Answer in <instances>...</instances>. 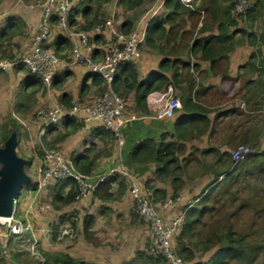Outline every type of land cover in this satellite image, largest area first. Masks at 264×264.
Returning <instances> with one entry per match:
<instances>
[{"label":"crops","instance_id":"0c3cea01","mask_svg":"<svg viewBox=\"0 0 264 264\" xmlns=\"http://www.w3.org/2000/svg\"><path fill=\"white\" fill-rule=\"evenodd\" d=\"M179 1L184 5L182 10L164 7L165 0H139L138 3L135 0H109L101 2L100 6L89 5L91 10L84 15L81 8L85 5H82L84 0H74V8L79 7L74 14V24L77 26L83 28L90 26L97 14L98 17L102 15L108 17L105 21L113 20L116 28L124 33L147 27L148 36L140 49L141 56L136 63L128 64L116 84L118 92L127 104L128 114L136 118L123 128L126 142L123 148L118 146L117 140H110V134L99 122L85 124L75 117L66 118L61 125L51 129L47 136L41 137L40 133L37 135L43 121L34 119L35 108L40 106L51 108L55 103H59L68 110L75 99L91 104L104 92L102 78L93 74L88 66L73 61L69 68H60L61 71L50 86L44 85L41 80H33L25 67L0 68V109L2 112L5 111L6 100L8 96L13 95L16 112L20 115L22 112L24 114L29 112L23 118L21 116L20 119L16 118L21 127L22 142L24 143L25 136L36 134L37 140H44L48 147H60L77 171L85 175L84 170L90 172L93 179L100 178L109 170L117 169L123 164L127 170L137 176L139 183L144 186L151 185L159 190V194L165 192L168 196L174 192L175 185H180L182 186V191H179L180 205H186L192 200L197 202L202 193L211 186L216 172L219 171L212 167L206 170L198 181L196 178L193 183L196 182L198 188L201 187L204 176H208L209 173L212 179L208 178V183L200 188V192H197V189L191 192L188 188L193 185H187L183 176L187 167L188 171H191L190 155L199 157L204 151L217 150L218 156H222L225 151L230 150L232 143L237 142L259 144V149L253 154L257 159L252 158L253 162L264 157V134L262 138L261 135H250L249 130L243 126L245 120L243 118L249 119L251 115L264 110L263 98L253 106L250 105L252 94L256 93L262 83L264 67L263 69L256 67L253 70L246 66L253 51H258L259 57L264 59V1L263 6L255 13L253 23L243 18L238 20V25L229 28L230 33H238L226 46L235 44V48L229 52L223 46H217L209 53L208 58L203 57V46L208 43L213 45L214 41L210 39L219 35L218 26L224 22L230 2L216 0L217 3L213 5L212 0H195L194 8H190ZM43 2L44 0H3V6L7 10L0 16V35L8 25L17 27V30L10 41L3 44L0 42V62L13 61L30 51L31 37L38 29ZM57 22L58 17L53 22L54 26ZM237 30L254 34L256 39ZM58 36L60 35L51 38L50 46L59 55L65 56L68 49L64 48L63 41L58 39ZM96 37L95 41L98 45L93 54L94 59L99 61L102 57L101 53L105 52L110 41H114V36L106 30ZM71 57H73L72 50L70 59ZM213 59L217 63L212 64ZM139 85L144 89L153 86L154 90L144 96V90L137 91ZM169 86L173 87L175 98L181 101L182 107L164 118H151L150 116L154 115L159 107L165 105ZM236 93L238 96H235ZM237 97L242 100H234ZM243 100L246 102V107L241 105ZM196 115L200 116V120H197L189 130L183 131V137H177L178 135L175 134L181 132L178 131L179 122H190L196 118ZM21 123L28 124L29 128H25ZM221 136L224 140L217 145L216 139H220ZM166 143L176 145L178 150L176 155L179 162L170 165L173 172L180 176L176 182L172 175H162L161 179L157 176V172L163 167V162L157 161V163L152 159L141 162L131 159L135 148L140 152L150 144L162 148ZM24 159L30 162L27 174L35 181L38 188L33 189L28 184L29 188H25L23 192L21 190L19 199H23V207L20 215L25 217L24 210L29 203L34 206L33 199H30L32 195L38 198L48 192L51 199L48 210L52 208L56 214L58 213V217L55 218L58 221L52 224L51 234L48 233L50 228L45 220L46 216H38L39 221L34 224L38 227L36 232L42 241L44 251L48 250L44 236L47 235V239L49 237L55 239L60 228L71 226L68 224L70 221L80 232L81 241L75 248L45 252L46 254L69 256L76 261H83L84 264H147L144 262L147 258L142 248L146 236L141 230L137 231V235L132 234L135 232L124 233L125 245L109 248L101 245L104 243L103 236L101 237V231L97 228L101 220L94 213V209L107 208L123 197L128 192V183L130 185L128 179H124L118 172L110 176L117 178L112 185L113 198L110 201L90 193L78 202L79 204L75 200L69 205L59 203L58 207H55L53 198L57 184L52 182L53 184L40 188L43 175L41 158L34 156ZM176 169L179 170L178 173ZM70 191L68 186L64 190V196ZM75 204L78 206L76 209L80 211L78 218H73L72 213L69 214ZM30 212L37 211L34 208L29 210ZM34 215L37 217L35 213ZM87 216H92L94 223L92 228L86 231ZM64 220L66 222L62 223ZM93 251L104 256L97 258L92 255ZM0 264H29V258L17 253L13 242L6 241L0 249Z\"/></svg>","mask_w":264,"mask_h":264},{"label":"built area","instance_id":"2783aa9c","mask_svg":"<svg viewBox=\"0 0 264 264\" xmlns=\"http://www.w3.org/2000/svg\"><path fill=\"white\" fill-rule=\"evenodd\" d=\"M181 1L187 7L194 8L195 0ZM73 3L74 0H44L38 29L31 37L30 51L13 61L0 62V68L6 69L23 65L28 72L40 78L44 85L50 86L61 71L60 68H69L72 61L88 66L93 74H97L104 81V93L91 104L75 99L70 110H66L59 103H55L49 109L40 110V119L43 121L40 135L41 137L47 136L51 129L61 125L65 117L69 116L75 117L85 124L99 122L107 132L115 136L118 146L123 148L125 145L123 128L136 118L128 114L127 104L114 89L113 83L121 66L138 61L137 59L141 56L140 49L146 41L147 27H142V30H133L125 35L116 28L113 20H106L88 30L76 31L69 24ZM254 6L255 0H237L232 10L233 17H246V14L253 10ZM54 17H58L57 27L72 42L73 57H71V62L59 57L49 46ZM106 30L112 33L114 41H110L105 52L101 53V60L96 61L93 53L98 44L94 39ZM241 105L245 107L244 102ZM181 107V101L175 98L174 89L169 86L165 105L159 107L157 112L150 117L164 118ZM250 153L251 147L248 145L237 147L232 153V167L241 163ZM41 165L43 175L40 180V188L47 187L52 182L71 181L76 201L94 193L100 184L117 172L128 179L140 218L152 228L154 240L148 250L150 257L155 260L165 259L170 264H182L173 250L172 237L179 232L185 220L187 208L167 222L168 225L164 223L163 217L158 211H170L177 206L179 199L166 197L165 200H157L154 190L141 186L123 164L117 169L109 170L104 176L93 179L91 176L77 171L71 160L61 150L46 149L41 158ZM222 178L223 176L220 179ZM28 214L29 211L26 217H19V199H15L11 215L0 216V249L4 246V243L1 244L2 241L13 242L19 247L17 252L29 258V264H50L42 248V241L37 236ZM74 237L73 227L64 226L60 228L59 237L57 236L56 240L60 242Z\"/></svg>","mask_w":264,"mask_h":264},{"label":"rangeland","instance_id":"374dc122","mask_svg":"<svg viewBox=\"0 0 264 264\" xmlns=\"http://www.w3.org/2000/svg\"><path fill=\"white\" fill-rule=\"evenodd\" d=\"M2 2L3 0H0V16H2L7 10V8L3 6ZM54 35L57 36L64 34L56 26L52 32L51 38H53ZM28 44L30 45V40ZM19 54L20 53H18V55ZM235 96H238V93H236ZM236 99L242 100L239 97L234 98V100ZM251 99H252V101L250 102L251 106L257 103V101L260 102L263 100L264 102V77L262 78V83L260 84V88L256 90V93L252 94ZM245 107H246V102H245ZM49 108L50 107L48 106L45 107L40 106L35 108V110L33 111L35 114L34 119L36 121L37 120L40 121V115L38 112L42 109H49ZM16 111L17 108H15L14 106L13 95L8 96L6 100L5 111L2 112V110L0 109V144H1V138L3 137L4 134L3 132H5V130H3L5 128L4 123L7 121V119L9 117L15 119L19 117L20 119V116L23 118L26 114L29 113L28 112L24 114V112H22V114L20 115ZM243 119H245L243 126H245L249 130L250 135L253 136L261 135V138L263 137L262 134H264V110L257 114L251 115V118L249 117V119L247 117ZM81 123L82 122L80 121V124ZM21 125L23 124L21 123ZM23 126L27 129L29 128L28 124H25ZM38 133L40 132L38 131L37 135ZM216 140H217L216 144L219 145L221 141L224 140V138L221 136L220 139H216ZM240 145L250 146L251 147L250 155L246 159H244L241 163H239L235 168L234 176H232L233 178L231 180V184L229 183L226 186V183H218L217 185L218 188H216L214 192L215 198L209 201L211 207L208 210V212L205 214L203 221L195 226L194 231L197 235L196 240H198L199 237H201L200 239H202L209 233L213 232L214 230L220 233L221 231H224V228L231 227L233 228L232 231L235 232V236L242 237L243 240L242 247L245 248L246 246L245 249L247 250V252L249 253L252 252L251 258L254 255L258 254L256 264H264V157L260 158V160L257 162L252 161V158L253 160L257 159V157H253L254 156L253 154L255 151L259 149V144H252V143L245 144V143L234 142L231 144L230 150L225 151V153H223L222 156L221 155L218 156L217 153L219 152L217 150L207 151V152L204 151L200 153L199 157L197 156L193 157L190 155L189 158L192 160V163L190 164L189 167H191V171H188L189 169L188 167L185 170L184 167L185 172H183V176L186 179L185 182L187 183V185L189 186L193 185V187L188 188L191 192L195 189H197V192H200L201 190L200 188L203 187L205 184H207L208 178L212 179V176L210 175V173L208 174V176H204L205 177L204 180L202 182L200 181L201 187L199 188H198V183L197 184L196 182L193 183L195 179L197 178L198 181V178L202 176L206 170L208 169L210 170L211 167L213 169L217 168L216 170L219 171L226 169V167L228 168L232 164V153ZM46 149L62 150L60 147H48L44 142V140L38 141L36 134L25 136L24 143L22 142V138H21L19 140V145L17 150H18V155L22 158H29L34 156L35 157L39 156L40 158H42L44 151ZM37 152L39 153V155ZM2 166L3 164L0 162V170L2 169ZM28 166L29 163L26 161L24 168L26 174L28 171ZM180 171L182 172V168L180 169ZM178 172L179 170L176 169V173ZM131 173L137 180L138 179L137 176H135L133 172ZM213 173L214 172H212V174ZM30 182H31L30 186L34 189L36 186L35 181L30 178ZM140 185L144 186V184L141 183ZM45 194L42 195V197H38V198L32 195L30 199H33L34 206H32V204L29 203L25 207L26 210H24V216L26 217L27 212L29 210H34L35 208L37 212H33V213L30 212L28 214V218H30L34 228L38 229V227L34 225L39 221L38 216L44 215L46 216L45 220L48 223V227L50 228L48 229V233L51 234L52 224L58 221L55 220V218L58 217V213L56 214L52 208L48 210V208H50L51 199L49 196V192L48 194L46 195ZM172 196L176 199H179L177 201V206L171 209L170 211L158 210L160 215L163 217L164 223L166 225H168L167 222H170L176 216V214L182 213L187 205L197 204L195 200H192V202L187 203L186 205L185 204L180 205L179 204V202L181 201L180 192L177 195H175L174 192H172V194L168 195L167 197L172 198ZM156 198L157 200L166 199V198H158L157 195ZM80 201H76V203ZM22 207H23V199L20 198L19 199L20 211ZM76 208H78V206H76L75 204L73 208L70 209L69 211L70 212L69 214L72 213L73 218H78V215L80 213V211ZM51 211H53L54 213H51ZM34 213L37 215V217H35ZM94 213L99 218V220H101L99 221L97 228H99L98 230L101 231V237L103 236L102 240L104 241V243L101 242L102 246H109V248H113L114 246H117L119 248L120 246H122L121 244L125 245L123 238L124 233L128 234V232H135L132 234L137 235V231L141 230V232L144 233V236H146L145 242L144 244H142V248H144L145 250L144 254L148 259V260L144 259L145 261L144 260L142 261L147 262V264H170L165 259H159L161 261L158 262H155V260L152 261L150 259L148 250L154 240L152 237V228L149 224H147L144 220L140 218V215L137 210L136 200L133 196L132 189L129 186V183H128V192H126L123 197L117 199L114 204L109 205L107 208L102 209L96 207L94 209ZM65 214L67 215L68 213ZM19 217L23 218L21 215H19ZM75 221L77 222V220ZM68 224L72 226L71 221ZM73 229L75 234V237L73 239H67L58 242L56 240L57 237L55 239H52V237H49V239H47V235L44 236L46 240V246L48 249L45 250V252L66 251L68 249L75 248L81 241V237L78 228L73 227ZM44 232H47V230H44ZM57 236L59 237V233ZM177 236L178 233L172 237V247L174 252L176 249L175 240ZM3 243L4 241L1 242V244ZM13 246L16 248V251L19 249V247L14 243ZM255 246H258L260 250L258 248L259 250L258 251L256 249L257 247L255 248ZM109 248H107L108 252H109ZM92 255L97 256V258H100V256H104L103 254H97V251H93ZM246 261L248 260L246 259H243L241 261L233 260L230 262V264H246Z\"/></svg>","mask_w":264,"mask_h":264},{"label":"trees","instance_id":"16d2710c","mask_svg":"<svg viewBox=\"0 0 264 264\" xmlns=\"http://www.w3.org/2000/svg\"><path fill=\"white\" fill-rule=\"evenodd\" d=\"M108 1L109 0H84V3H82V5H84V4L85 5L81 8H83L82 11H84V15H87L86 12H89L91 10L89 5L96 4V5L100 6L101 2H108ZM135 1L137 3L139 2V0H135ZM228 1L230 2V4L228 5L227 13H225V16H224V22L219 24V26H218L219 35L218 36H212L210 39V40H212V42L214 41L213 45L214 44L215 45L213 46L212 44L208 43V44H205L203 46V57L204 58L210 57L209 53L212 52L213 50H215L217 48V46H223V48H225V50H227L229 52L232 51L235 48V44H229L228 46H226V45L232 41V39L235 37V35L238 32L230 33L229 28L232 26L238 25V20L243 19V18H246L247 21L253 23L255 16H256L255 13L260 9V7L263 6L262 3L264 0H255V6H254L253 10L248 12L246 14V17H233L232 10H233L237 0H228ZM216 3H217L216 0H212L213 5H215ZM164 7H166V8L167 7H173L175 10L184 9V5L179 0H165ZM78 8H79L78 6L75 8H74V6H72V8L70 10V15H69L70 27L75 29L76 31L88 30V29L94 27L95 25H97L98 23L105 22V19L108 18V17H105L103 15L101 17H98V15L96 14L94 16L93 22L90 24V26L83 28L79 25L77 26L76 24H74L75 23L74 14L77 12L76 9H78ZM56 18L57 17L53 18V22ZM56 26H57V23L55 24V26H53V30ZM16 30H17V27H12V25H8V28L5 31H3L0 35V42L3 44L6 41H10L12 39V37L16 34ZM237 31H240L243 34H249L245 30H237ZM122 33L125 35L129 34V33H124V32H122ZM147 36H148V32H147ZM147 36H146V39H147ZM251 36L254 39H256V36H254V34H249V37H251ZM58 39H61L63 41L62 45L65 46L64 48L67 47L68 51L70 52V55H69L68 51H67V54L65 56L59 55L58 52H55V53L59 57L65 58L68 60V62H71V59H70L71 50H72L71 40L66 35H64V36L60 35V36H58ZM95 39H97V37ZM95 39H94V41H95ZM50 40H51V38H50ZM50 40H49V46H50ZM0 48H1V44H0ZM259 55L260 54L258 51H253V53L251 54V58H250V60L246 66L250 67L253 70L256 67L263 69L264 59L260 58ZM211 61H212V64L217 63L216 60H214V59ZM128 64H130V63H128ZM128 64L120 67L118 76L116 77V79L113 83V87L117 92H118V89L116 87L117 81L120 80L122 73H123V70L128 66ZM20 66L24 67L23 65H20ZM28 73L30 74V76L32 77L33 80L34 79L41 80L40 78L32 75L30 72H28ZM102 83L104 85L103 80H102ZM141 90H144V96H146L149 92L153 91L154 88H153V86H151L149 88L144 89L141 85H139L137 87V91H141ZM103 91H105V85L103 86ZM141 98H142V96H141ZM70 109H68V110H70ZM195 117L196 118H194L190 122H184V123L179 122L178 131H181V132H180V134L177 132V134H175V135L176 136L178 135L177 137H179V138L183 137V131L185 132V131L189 130V128H191L195 125V122L197 120H200L199 115H196ZM66 118L69 119L71 117L67 116V117H65V119ZM4 126H5V128L3 130H5V132H3L4 134H3V137L1 138L0 148L5 146V143L10 139V137L12 136V134L14 132L17 133L18 138L20 139L21 127L15 118L9 117L7 119V121L4 123ZM183 127L185 128L184 130L182 129ZM198 129H201V128H198ZM201 132H202V130H200V133ZM108 133L110 134V140L115 141V136L110 132H108ZM48 134H49V132H48ZM134 150H135V152L133 154V157L131 156V159H134V160L137 159L138 161H141V162H146L149 159H152L155 162H157V161L163 162V167L159 170V172H157V176L160 179L163 178L162 175H165V176H171L172 175L176 179V180H174V182H176L180 179V176H178V174H175L173 172V169L170 167L171 164L179 162L178 155H176V153L178 151L176 145L171 144V143H166L162 148H159V147L156 148V145L150 144L147 148L143 149L140 152H137L139 150L136 148ZM28 163H30V162H28ZM232 165H233V163L228 168H226L225 170H220V171L216 172L214 181L212 182L211 186L202 193L200 199L196 202L197 204L189 205V206L187 205L184 208V209L187 208L186 213H185V221H184L182 227L180 228V230L178 232V236L175 240V247H176L175 254H176L178 260L182 264H230V262L233 260L241 261L243 259L248 260V261H246V264H254L256 262L258 254L254 255L251 258L252 252L251 253L247 252V250L245 249L246 246H245V248L242 247L243 246L242 237L235 236V232L232 231L233 228H231V227L224 228V231H221L220 233H218L214 230L213 232L206 235L204 238L200 239L201 237H199L198 240H196L197 235L194 231L195 226L203 221L205 214L210 209L211 205H210L209 201H211L215 198L214 192H215L216 188H218L217 187L218 183H226V186L229 183L231 184V180L233 178L232 176H234V170L238 164L234 167H232ZM84 172L86 173V175L90 176V174H89L90 172H87L85 170H84ZM27 173H28V171H27ZM221 176H223V179L219 181V178ZM116 179H117L116 177L107 178L103 184H100L98 186V188L94 191L93 194L95 196L99 197L100 199L102 198L105 201H110L113 198V194L111 192L112 185L114 182H116ZM56 184H57L56 185L57 188H55V195L53 198V204L55 205V207H58L59 203H61L62 205H69L76 200L75 194L73 193V190L71 188V185H72L71 181H67V182L59 181V182H56ZM29 185H31V184H29ZM29 185L26 184L23 187L22 192L25 188H29L30 187ZM68 186L70 187L71 191L69 192V194H67V196H64V190ZM146 187L154 190V192L158 196V198H166L167 197L165 192H162L161 194H159V190L155 189L151 185L147 184ZM36 188H38L37 185L35 186L34 189H36ZM181 189H182V186L175 185L174 186V194L177 195ZM65 222L66 221L64 220V222H62V223H65ZM85 223H86L85 229L87 231L88 229L92 228L93 223H94V218L92 216H87L85 218ZM255 248L258 250L259 247L255 246ZM259 250H260V248H259ZM198 255H199V257H198ZM46 256H47L50 264H55V263H60V262L62 264H84L83 261H76L69 256H60V255L55 256V254H53V255L46 254ZM204 258L207 261H205ZM150 259L152 261L155 260L151 257H150ZM53 260L55 263L53 262ZM158 261H161V260H155V262H158Z\"/></svg>","mask_w":264,"mask_h":264},{"label":"water","instance_id":"95a60500","mask_svg":"<svg viewBox=\"0 0 264 264\" xmlns=\"http://www.w3.org/2000/svg\"><path fill=\"white\" fill-rule=\"evenodd\" d=\"M19 138L12 134L5 146L0 148V216L11 215L15 199H19L24 185L30 184V177L24 168L26 160L18 155Z\"/></svg>","mask_w":264,"mask_h":264}]
</instances>
